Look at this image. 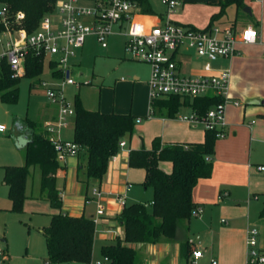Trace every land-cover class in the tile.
Wrapping results in <instances>:
<instances>
[{
  "label": "trees",
  "instance_id": "trees-1",
  "mask_svg": "<svg viewBox=\"0 0 264 264\" xmlns=\"http://www.w3.org/2000/svg\"><path fill=\"white\" fill-rule=\"evenodd\" d=\"M143 13H151L149 0H135ZM14 11L25 13V27L28 31L36 28L41 16L50 10V0H0ZM219 11L211 17L218 19L226 9L234 5L236 19L244 16L245 0H218ZM1 30V27H0ZM43 70L41 58L29 53L25 59V74L31 78L38 77ZM57 73V72H56ZM19 77H13L8 67L0 69V100L14 103L18 99ZM35 86V82L31 87ZM219 100L214 95L196 98L166 96L151 101V114L156 111L167 117H175L183 104L191 105L200 113H204ZM73 141L78 143L85 155V161L79 163L78 175L84 174L80 180L85 188L89 179L100 180L107 170L112 156L119 149V142L130 138L135 127V117L131 113H103L84 108L76 94L73 100ZM264 119V114H259ZM14 121L22 124L24 134L28 136L24 146V163L22 165H4V182L8 187V196L12 201V209L20 210L25 198L26 177L31 166L40 170V192L55 209L61 208V196L56 186V171L60 164L56 159L53 145L41 124L30 118ZM216 137L213 132L205 131L201 142L163 143L156 136L149 148L130 149L128 166L142 168L145 178L142 184L151 185L154 189L149 204L134 202L125 204L116 216L122 234L116 235L112 243L103 244L100 254L107 258L108 264H143L142 245L155 244L161 240H172L177 225L184 224L192 217V211L199 204L192 200V189L200 178H208L212 174ZM161 161H170L172 169L164 171ZM264 217V205L260 211ZM45 238L48 261L53 264H89L92 258L95 224L91 217L72 216L58 211L50 214L48 225L41 227ZM190 243H180V255L189 259Z\"/></svg>",
  "mask_w": 264,
  "mask_h": 264
},
{
  "label": "built area",
  "instance_id": "built-area-1",
  "mask_svg": "<svg viewBox=\"0 0 264 264\" xmlns=\"http://www.w3.org/2000/svg\"><path fill=\"white\" fill-rule=\"evenodd\" d=\"M50 1V10L41 16L32 31L24 26V11H14L7 4H0V69L6 66L13 77H19L25 74V59L29 53L41 58L42 64L47 61L51 82L41 79L39 84L54 106L55 116L45 121L43 128L59 164H63L69 156H76L81 150L78 143L62 139L59 133L74 115L73 102L66 98L63 85H78L71 75L75 66L73 58L89 35H93L101 47H106L110 35L123 34L130 59L145 62L150 67V101L166 96H178L181 99L206 95L218 97L219 100L204 113L183 104L175 117L194 127L201 125L204 131L213 132L216 139L225 136L226 106L230 102L240 105L239 100L231 98L228 93L230 71L226 68L215 69L212 65L203 69L192 68L187 61L192 56L206 63L232 57L237 53L239 38L244 43L257 40L256 28L245 25L238 30L231 24L220 26L212 23L209 27L197 29L175 23L170 19V14L181 5L182 0H162L165 10L158 17V23L145 21L142 18L144 13L135 0ZM182 108L184 112H181ZM136 121H140V118ZM5 131L6 126L0 124V132ZM124 145L125 141L121 140L119 147ZM256 168L258 171L264 170L263 165ZM91 195L85 197L84 202L99 203L100 189L93 188ZM117 202L123 207L125 194H119ZM201 212V207L197 206L192 216H199ZM93 222L97 223L96 217H93ZM258 235L257 227H249L247 264H264V248L258 245ZM201 255L200 250L192 251L194 258ZM210 264L217 262L211 259Z\"/></svg>",
  "mask_w": 264,
  "mask_h": 264
},
{
  "label": "crops",
  "instance_id": "crops-1",
  "mask_svg": "<svg viewBox=\"0 0 264 264\" xmlns=\"http://www.w3.org/2000/svg\"><path fill=\"white\" fill-rule=\"evenodd\" d=\"M180 6H184V0H182ZM161 14L144 13L142 18L150 23H158V17ZM252 15L246 14L248 18L252 17ZM235 17L230 23L218 25L231 24L238 30L242 29L245 25H251L256 28L258 38L254 43H244L239 38L236 43L237 53L232 57L214 62L215 65L212 66L215 69L226 68L230 71L229 96L243 101V105H234L231 102L227 104L225 109L227 128L226 134L223 137L225 141L217 145L216 139L214 154L212 156L213 172L216 153L218 151L223 153L224 159H221L222 162L229 164L231 167L230 181H224L222 185H217L218 181L211 178L213 174L208 178H200L192 189V200L201 207V215L195 219H193L194 216L191 217L187 222V226L179 223L175 237L172 240L163 239L155 244L140 246L143 264H210L211 259H215L217 264H247V231L251 226L258 228V245L264 248V217L260 216V211L264 205V170L258 171L256 168L259 165L264 166V163H252L250 154L254 144L264 145V119L259 117V114H264V20L263 24H260L256 20H246L247 17L244 18V15L242 18L245 20V23L238 25ZM213 24L216 23L213 22ZM74 64L73 68L75 67L79 71L80 63L74 61ZM134 79L136 80L137 77L134 76ZM54 116L55 108L52 105V110L49 111L46 118H53ZM133 116L135 117V122L140 125L136 126L135 124L130 138L123 139L125 141L123 148L127 145L125 139H129L130 141L134 133L147 136V139H150L151 142L156 136L163 143L201 142L204 139L205 131H200V133L194 132L190 127L191 125L177 117H167L158 111L149 116L148 114ZM138 118H140V121L137 122ZM14 125L24 132L22 124L14 121ZM5 132H0V134H4ZM13 132L16 136L15 130ZM13 132V143L17 149L23 150L24 156V146L28 136L23 133L21 141L16 142ZM59 134L62 138L61 131ZM134 147L138 149L144 146L138 147L136 143ZM129 151L130 148L125 149L119 157L113 156L110 158L103 177L99 181L89 179L87 183L91 182L93 188L100 189L99 202L101 199L108 203L110 207L108 215L104 218L106 220L104 224L108 227H114V223L117 224V229L109 237L106 234H101V238L104 241H102L100 247L103 244L112 243L116 235L122 234L121 225L116 219L122 207L114 206V202L111 205V201L118 203L117 196L125 194V204H127L126 191L132 186V183L128 179L133 173L132 167L128 166ZM241 152L244 154L243 158L238 159V161L234 160L233 158L237 157V153ZM84 161V152L80 150L76 156L67 157L65 162L60 164L59 169H57L56 186L59 193H61L62 203L61 208L55 212L61 211L72 216L85 215L93 219V212H86L88 203L84 202L85 197L92 196V190L88 189V187L83 190L81 184L83 185L84 183L80 180L85 179L84 174L80 173L81 177L79 178L80 174L78 175L77 173L79 163ZM159 165L166 172H170L172 169L170 161H161ZM143 172L145 178L144 169ZM37 174L38 186L40 188V170ZM58 174L64 177L62 183H58ZM75 177L76 179H80L79 184L77 180L75 181ZM128 184L131 186L127 187ZM220 187L222 189L218 190ZM79 194L80 196H78ZM6 234H8L7 231L1 229L0 250L2 258L0 264H53L48 261V256L45 253L38 255L27 250L24 252H13L7 243ZM185 240L190 243L191 250H200L202 255L194 258L191 252L189 259L181 257L180 243ZM148 261L151 262L147 263Z\"/></svg>",
  "mask_w": 264,
  "mask_h": 264
},
{
  "label": "rangeland",
  "instance_id": "rangeland-1",
  "mask_svg": "<svg viewBox=\"0 0 264 264\" xmlns=\"http://www.w3.org/2000/svg\"><path fill=\"white\" fill-rule=\"evenodd\" d=\"M217 1L184 0V6L177 7L170 14V19L175 23L204 29L212 21V15L219 11V7L216 5ZM149 2L152 7V13L160 14L164 12L165 7L162 0H149ZM0 4L2 3L0 2ZM246 4L252 8L253 15L248 18L243 12L244 18L247 17L246 20H256L263 24L264 0L261 2L260 0H246ZM235 9L233 5L229 6L225 14L218 19H213V22L216 25L230 23L235 17ZM244 21L242 17L238 18L237 24L242 25L245 23ZM123 30H126V26H124ZM73 59L80 63V70L77 71L74 67L71 74L78 85H63V92L69 101L73 102L77 94L82 106L88 110H97L103 113L114 111L131 112L133 115H151V101L147 86L150 67L144 62L130 59L125 49V37L123 34L110 35L107 39V47H101L96 38L93 35H89L86 37L83 47L77 50V55ZM187 63L192 68L198 69L215 65L212 62L206 63L196 56H192ZM134 76L137 77L136 80ZM41 79L51 82L50 69L46 60L43 64L42 73L38 77L19 76V95L16 102L4 103L0 100V124H4L7 128L4 134H0V231L1 229L7 231V243L13 252H24L27 250L38 255L45 253L48 256L45 239L40 228L49 224V214L58 209L53 208L45 198L40 196L37 177L38 167L29 168L24 188L25 198L20 210L12 209V201L8 196V187L4 184V165H22L24 163L23 150L17 149L13 143L12 132L14 130L17 133L15 136L13 132L16 142L21 141L23 137V132L14 125V118H30L37 120L41 125L51 119L49 117L46 118V115L52 110V104L46 96L45 89L39 84ZM34 82L35 86L31 87ZM239 102L243 105V101L239 100ZM181 112H184L183 108ZM135 124L136 126L140 125L136 122ZM190 127L194 132L200 133V131H204L201 125ZM61 136L64 139H73L72 119L69 120V124L66 127L62 128ZM125 140L127 145L124 148L119 147L114 156L119 157L128 148L137 149L134 147L136 143L138 147L141 145L149 147L151 144V140L147 139V136L139 133H134L130 141L129 139ZM224 141V138L217 139L216 144L218 145ZM250 154L252 163H264V145L254 144ZM243 155V152L237 153V157L233 159L238 161V159L243 158ZM221 159H224V155L218 151L216 158H214V171L211 177L218 181L217 185H222L224 181L228 182L231 178L230 165L224 164ZM132 170V176L128 179L132 186L126 191L127 205L134 202L148 205L153 198L154 189L151 185L145 187L142 184L144 181L142 168L132 167ZM78 177L80 178L81 174ZM74 179L75 181L77 180V183L80 180L76 179V177ZM57 180L58 183H62L64 177L58 174ZM81 186L84 190L85 186L82 184ZM87 187L92 190L93 184L89 182ZM219 189L222 188L220 187ZM72 195L74 196V194ZM113 202L114 206L120 207L115 201H111V205H113ZM88 204L86 212L92 211L93 216L97 218L90 264H96L97 262L108 264V261L104 260L100 254V245L104 241L101 238V234H106L109 237L117 229V224L114 223V227H108L104 224L106 222L104 218L108 215L110 208L108 203L100 199L99 203L93 201ZM196 217H193V219ZM149 262L151 261L147 263Z\"/></svg>",
  "mask_w": 264,
  "mask_h": 264
},
{
  "label": "water",
  "instance_id": "water-1",
  "mask_svg": "<svg viewBox=\"0 0 264 264\" xmlns=\"http://www.w3.org/2000/svg\"><path fill=\"white\" fill-rule=\"evenodd\" d=\"M242 10H243V12H245L246 14H248L249 16L252 15V11H251V7L250 6L245 5Z\"/></svg>",
  "mask_w": 264,
  "mask_h": 264
}]
</instances>
